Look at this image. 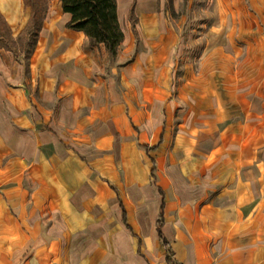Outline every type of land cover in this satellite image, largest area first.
<instances>
[{"label": "crops", "instance_id": "crops-1", "mask_svg": "<svg viewBox=\"0 0 264 264\" xmlns=\"http://www.w3.org/2000/svg\"><path fill=\"white\" fill-rule=\"evenodd\" d=\"M130 1L117 82L58 0L27 64L0 50V264H264V0H213L177 83L175 34L135 15L157 0ZM0 15L16 38L30 11Z\"/></svg>", "mask_w": 264, "mask_h": 264}, {"label": "trees", "instance_id": "trees-1", "mask_svg": "<svg viewBox=\"0 0 264 264\" xmlns=\"http://www.w3.org/2000/svg\"><path fill=\"white\" fill-rule=\"evenodd\" d=\"M49 1L23 0L24 7L30 11V17L27 25L16 38L12 36L10 28L0 15V50L12 53L15 61L25 63L34 50ZM58 2L62 12L70 16L66 24L67 29L83 33L90 47L103 45L111 58L117 56L124 41V33L117 15V0H58ZM158 4L159 0H157ZM165 4V12L173 11L172 0H165ZM128 19L132 23L135 21L134 2L130 6ZM162 225L163 222L158 221L156 230L159 241L166 246L167 243L161 232ZM168 252L171 254L170 251ZM138 253H140L139 248Z\"/></svg>", "mask_w": 264, "mask_h": 264}, {"label": "rangeland", "instance_id": "rangeland-1", "mask_svg": "<svg viewBox=\"0 0 264 264\" xmlns=\"http://www.w3.org/2000/svg\"><path fill=\"white\" fill-rule=\"evenodd\" d=\"M212 2L213 0H179L175 2L172 0L173 11L165 12V0H159L158 6L156 2H153L150 8L145 11L140 12L135 9L138 20L143 14H152L162 20L166 30L175 34L177 39L173 42L172 61L176 83L182 79L186 66L196 67L208 49L219 42L204 38L205 31L213 21ZM130 4V0H120L119 5L120 23L126 40L118 52V57L116 59L108 57L104 62L106 75L116 82L120 66L133 60L141 48L138 35L135 34L132 22L127 16ZM25 64H27V60Z\"/></svg>", "mask_w": 264, "mask_h": 264}]
</instances>
